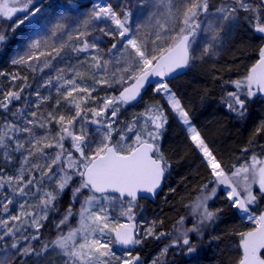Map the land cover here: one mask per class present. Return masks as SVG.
Wrapping results in <instances>:
<instances>
[{"label": "snow or ice", "instance_id": "1", "mask_svg": "<svg viewBox=\"0 0 264 264\" xmlns=\"http://www.w3.org/2000/svg\"><path fill=\"white\" fill-rule=\"evenodd\" d=\"M31 0H27L24 7L27 8ZM264 4V0H261ZM235 5L243 8L245 11L257 12L246 0H235ZM209 0H183L182 7L175 9L174 18L180 21L179 31L170 36H162L160 32L155 34V39L152 41L153 53H147V45L145 41L139 40L136 37L127 38L124 43V49H129L130 52L125 56L123 51L114 61L105 60L100 55L92 57V67L101 69L104 75L100 79H95L92 76L96 85L124 84L126 80H131L133 83L124 87L118 96H107L103 98L102 105L99 108L85 109L83 105L88 99L92 98V92L95 88L92 86H81L78 80L85 79V73L74 71V75L70 79H65L63 75H57V81H63L56 89L58 98L55 105L59 106L62 101L71 105L75 109L74 115L60 113L54 109L47 113L40 114V122L36 119H26L28 126L21 127L17 124L8 123L7 129L3 134H0V146L7 149L5 136L9 131H17L28 134L29 149L27 155L23 157V162L15 176H0V189L7 185L14 194L21 197L29 195V189L36 187L37 192L32 193L35 196L42 191L41 198L34 205L28 204L27 200L19 205V212L16 215L10 216L8 219L0 220V225L6 228L4 236H14L16 241L9 247L15 250L19 256H30L39 254L36 249L31 246H19V240L28 241L29 239L36 240L39 237V229L42 227V221L47 219V214L55 205L57 197L73 181V177L78 176L80 183L72 188V199L76 200L83 195L87 190L89 195L84 196L81 202L79 212V226L70 229L66 234L58 235L52 241L57 249H59L67 258L66 264H110V258L115 257L110 248V242L97 238V235L104 237L111 233L115 234V242L121 245H134L141 243V240L136 238L134 230L136 225L133 222L135 201L140 192L155 193L160 186L169 165L167 159L160 151L159 138L162 134L167 117L164 110L159 105H152L148 109V119L136 129L137 121L134 118L133 122L127 126V132L135 131V139L133 143L126 144V134L121 131L120 141L112 142V133L116 131L114 127L115 120H109L104 124L103 118L111 109V117H117L121 105H127L135 101L144 87L145 82L150 76L165 77L176 72L184 67H187L193 59L190 49V38L195 36L199 24L195 23L196 18L200 13L208 12ZM17 9L9 7L7 2L0 4V14L5 17H11ZM41 9L36 8L30 14L34 17ZM223 13L221 19L228 20L234 18L237 11L236 6H225L217 9ZM171 14V9H170ZM130 13L126 10L118 14L111 5L101 7L94 11L91 19L100 20L102 17H108L119 30L120 38L127 37L131 31L128 26ZM26 16L25 19H29ZM257 16V20H259ZM88 22H85L86 25ZM24 23V21H20ZM59 27V26H58ZM165 24H161L160 28L164 29ZM214 33L213 40L218 37V31L212 28ZM257 31L264 33V23H257ZM100 32L105 33V29L101 28ZM112 35L111 31L106 33ZM55 35V33H53ZM85 32H80L79 36H85ZM71 39V37H70ZM5 41V36L0 34V42ZM166 44L167 46H160ZM40 47V41H33L30 49L36 50ZM65 48L61 44L58 48L54 47L52 52L59 55ZM89 48L96 49V43H89L84 40L82 46L73 49L74 51H86ZM117 48V44L113 43L111 52ZM212 48L209 44L205 46L202 55H207ZM51 56L52 53L41 52L40 56ZM259 60L252 66L248 75L243 80L233 81L237 89L246 88L245 95L247 97L254 96L256 92L264 93V48L259 51ZM39 59V56L28 54L27 57L20 56L12 61L13 64H28L29 61ZM48 61L44 63V67H49ZM114 64V70L109 72V65ZM123 64V67L118 65ZM35 70V69H33ZM13 76L12 79H17ZM26 79V78H25ZM51 84L52 80L46 81ZM255 87L256 91H253ZM61 89H64L62 92ZM157 92H163L166 95L167 102L171 106L172 111L179 117L184 125H187V131L190 134V139L194 146L202 153L207 167L210 169L212 177H214L217 185H224L229 190L227 191V199L232 203V206L242 212H249V205L256 203L257 196L253 194L252 183H259V189L264 194V160L253 156L250 164L241 165L236 168L231 175L227 174L221 162L209 148L201 133L191 125L189 112L182 106L180 100L172 93L166 82L158 83L155 89ZM22 91V89H21ZM39 97V93H37ZM230 103L228 107L231 111L237 112L240 116L245 114V100L241 99L239 92L228 93ZM20 99V91H9L4 95L3 101H0V107L8 108V104L12 100ZM50 97H40V103L49 100ZM40 103L37 107H40ZM91 113V123L104 126L103 134L98 142H94L85 127L84 123H80L79 129L76 124L80 121H87L88 113ZM17 113H13L15 116ZM31 116L36 118L38 113L33 111ZM55 123L59 125V130L55 134H50L47 131L42 136L36 135L34 127L47 128L48 125ZM11 139V138H9ZM71 140V148L78 155H73V151L65 149V140ZM95 143V146L93 144ZM25 148V143L20 139L15 141V150L19 151ZM56 149L54 153H48L46 149ZM4 156L11 161V154L5 150ZM30 158L35 159V163H31L30 168H25V165L30 163ZM43 160L44 163H40ZM27 172V175H26ZM33 173H38V180ZM44 178L55 181V186L51 191L42 190L41 185ZM205 189L208 185L203 186ZM109 192L118 193L119 197L108 195ZM99 194V195H97ZM216 194V189L213 188L211 193L202 194L197 198L196 207L202 208V220L211 221L216 213L209 211L207 201ZM128 197V207L121 208L120 215L128 219V223L111 225L109 223V210L104 206V203H111L117 198L123 199ZM13 203L11 195L6 196L0 207L7 213L9 205ZM73 215L72 207L69 205L64 217L59 221L57 227L67 223L69 217ZM249 220H254L256 226L244 233L240 234V247L242 248V257L239 264H264V257H261L260 251L264 249V214L258 217L249 215ZM9 221L13 222L11 227H8ZM30 226L36 230V235L29 237L24 235L23 231H27ZM155 224L148 227L145 231V236L154 235ZM198 231L196 226L184 231L183 244L188 246L187 251L193 252L195 249L191 246L188 238V232ZM160 235H163L161 233ZM80 237V242H77V237ZM3 239V237H0ZM173 243H179L174 241ZM49 245L44 244L42 248L47 250ZM167 252V248L164 249ZM139 260V256H131L120 261V264H135ZM0 264H9L8 256L5 254L0 258ZM153 264H156L154 261Z\"/></svg>", "mask_w": 264, "mask_h": 264}, {"label": "trees", "instance_id": "2", "mask_svg": "<svg viewBox=\"0 0 264 264\" xmlns=\"http://www.w3.org/2000/svg\"><path fill=\"white\" fill-rule=\"evenodd\" d=\"M50 1L52 6L59 9H56L57 11H63L69 6L87 7L93 0ZM47 4L48 0L35 1L25 8L27 12H22L25 10L24 5L15 4L16 17L9 19V24L7 21L5 33L9 37L1 43L0 48V75L4 83L16 73L14 70L17 67L10 59V54L17 42L16 38L28 31L29 28L28 26H15L14 21L19 14L26 15L36 6ZM60 7H62L61 10ZM21 8L23 9L21 10ZM260 9H262L261 5ZM42 18L37 17L36 21ZM240 20L238 33L219 58L207 59L202 62L203 59L199 58L196 50L191 49L193 59L189 70L185 74L167 81L182 106L189 112L191 122L229 175L241 165L250 164L253 155L264 157V100L257 93L247 97L245 95L247 89L243 87L237 89L233 83V81L243 80L248 75L260 57V49L264 48V38L254 30L253 17L242 11ZM12 27L14 28L12 29ZM110 42L111 40L107 39V46L110 45ZM92 63V57L86 51H73L66 59H63L64 65L85 73V77L92 73ZM154 87L155 85L148 88L140 103L128 105V108L140 106L151 96ZM253 91H256L255 87ZM230 92H239L241 99L245 100L243 116L229 109L228 93ZM27 93L24 88L20 92L19 103V100H13L8 104L7 109L0 107V134L5 131V123L22 125L25 119L22 109L25 108ZM117 93L118 91H115V94ZM35 104L37 106L38 102ZM29 106L27 105V108ZM59 107H64V110L67 109L68 112L74 110L64 101ZM70 108L73 109L69 110ZM14 112L17 113L15 116H13ZM121 114L113 118L111 111L107 112L104 124L109 120H115V124H117L120 119L127 120L132 117ZM168 118L162 141V152L169 165L165 186L155 201L146 198L137 201L138 205L146 209V220L150 226L155 224V234L145 238L137 251L141 253L143 262H150L160 250L167 248L163 260L157 264H239L242 257L240 234L253 229L255 225L248 222L242 216L241 211L232 206V203L227 199V194L222 189L225 188L224 185H218L217 193L208 205L209 209L216 213V216L206 227L201 226V229L199 228L197 232L190 235L189 240L195 250L189 253L188 246L184 245L181 239L178 240L179 243H173L177 241L173 237L175 223L187 212L188 206L196 201L201 191H210L217 184L203 156L191 141L185 126L171 112ZM139 122L138 119L137 123ZM126 127L127 125L121 131H124ZM116 130L120 129L116 128ZM46 131L48 129L40 128L38 124L34 127V132L38 136L44 135ZM8 134L10 135L5 136L7 149L0 146V175L2 176L14 175V168L21 156L20 152L15 150L16 132L13 130ZM24 149L26 156L29 142ZM5 150L11 154V161L4 156ZM35 162V159L30 158L27 167L30 168L31 163ZM40 163L43 164V160ZM34 175L39 180V174L34 173ZM204 185H208V187L205 189ZM69 205L73 206V199L72 190L68 187L63 192L59 203L48 212L49 217L45 222L47 224H43L41 227L37 243L42 246L53 241L55 237L53 227L50 228L48 224H53L57 216L55 213H64ZM259 205L264 210V194L259 200ZM77 216V213H74L70 218L71 225H76ZM161 233L163 235H160ZM260 255L264 257V249L260 251ZM23 263L18 261L14 264Z\"/></svg>", "mask_w": 264, "mask_h": 264}, {"label": "rangeland", "instance_id": "3", "mask_svg": "<svg viewBox=\"0 0 264 264\" xmlns=\"http://www.w3.org/2000/svg\"><path fill=\"white\" fill-rule=\"evenodd\" d=\"M35 1H39V0H31V3L29 4L31 5ZM5 2H7L9 7H14L15 4H19V3L25 5V3H27V0H0V4H3ZM246 2L249 3L253 8L257 9L258 11L255 13L252 11H245L243 8H239L237 5H235V0H209L210 7L208 12L206 13L202 12L196 18L195 23L199 24V28L196 30L195 36L191 41V49L196 50L199 58L201 60L203 59L202 62L207 59L209 60V59L219 58L222 55V53L225 51L227 46L230 45V42L238 33L239 25L241 24L240 14L242 11L246 12L251 17H253L254 30L264 38V33H261L256 29L257 23H264V8L262 7L261 0H246ZM182 4H183V0H93L91 5L87 7H80L79 5L69 6V8H64L63 11L61 10L62 7H60L61 11H57L59 9L52 6L51 1L48 0L47 5H42V6L39 5L35 7V9L39 8L41 9V11L38 14H36L34 17H31L30 14L34 12L35 9L33 11H30L26 15L19 14L13 24H15V26H28L29 28L28 31L23 32L21 35L17 36L16 38L17 42L10 54L11 62L15 59H18L20 56L27 57L28 54L39 56V59L29 61L28 64H23V65L15 64L17 69H15L14 71L16 73L11 75L5 83L3 82V79L0 75V98H1L0 101H3L4 95L9 91L21 92V89L23 90V88H25L26 86L28 87V89L33 90L32 93L34 94L32 95L31 98L32 100L28 98L29 99L28 104L30 105V107L28 109L23 107L22 109L24 110L25 119L23 120L21 127L28 126L26 124V119H36L39 124L40 114L54 111V109L60 113L74 115L75 109L71 112H68L67 109L64 110V107H59V106L57 107L55 105V101L59 95L56 89L59 85L63 83V81H57L55 77L57 75H63L65 79H70L73 77L75 71L73 67H68L64 65L63 59H66L68 55L74 51L73 49L82 46L83 41L87 40L90 44L96 43L98 45V48L96 49L89 48L86 50V52H88L91 57H93L94 55H100L105 60L114 61L117 57L120 56L121 51H123L125 56L130 52L129 49H124L123 45L126 42V39L131 37H136L139 40L145 41L147 45V53L149 55H152L154 54L152 51L154 47L152 41L155 39V34L157 32H160L162 36H170L175 34V32L179 31V26H181L180 21L174 18V14H175V9L178 7H182ZM107 5H111L113 10L118 14L122 13V11L124 10L128 11L131 14L128 21V26L131 28V31L127 34V37L125 38L119 37L118 35L119 30L116 28V26L112 23L111 19L108 17H102L100 20H96V19L90 20V18L93 16L94 11L98 10L101 7H105ZM260 5L262 9H260ZM225 6L237 7V11L235 13L234 18H230L228 20L221 19L223 13L218 12L217 9ZM22 9L23 8H21V10ZM170 9H171V14H170ZM22 12H27V11L25 9ZM16 13L17 11L14 12L11 17H5L2 14H0V34H3L5 36V40L7 39V37H9V35L5 33L7 21L9 24L10 23L9 19L16 17ZM26 16H29L30 18L26 20L25 19ZM257 16H259L260 18L259 20H257ZM37 17H43V18L36 21ZM22 20L24 21V23H20V21ZM88 21L90 22L87 23L86 25L85 22ZM161 24H165L166 27L164 29H161L160 28ZM210 25L212 26V28H215L218 31V37L215 40H213L214 33L210 30L209 27ZM13 28L14 27H12V29ZM101 28L105 29V33L100 32ZM109 31H111L113 34L107 35L106 33ZM80 32H85L86 35L80 37L79 36ZM53 33H55V35H53ZM107 39L111 40L109 46H107ZM33 41H40L39 49L36 50L30 49V45ZM1 43L2 42H0V48H1ZM113 43L117 44V48L109 52L108 49L111 48ZM61 44H64L65 48L57 56L55 55V53L52 52V49L54 47L58 48ZM209 44L212 45V48L210 49L209 53L207 55H202L205 46ZM160 46L166 47L167 45L162 44ZM41 52L52 53V55L40 56ZM46 61L50 62L49 67L47 68L44 67V63ZM118 66L123 67V64ZM113 70H114V64H110L109 72ZM14 75L18 77L15 80L12 79ZM93 75L95 76V79H100L104 75V72L101 69L93 68L92 73L89 76L85 77L83 81L78 80V83H80L81 86H92L95 88V91L92 92V98L88 99L87 102L83 105L85 109L99 108V106L102 105L103 103V98L107 96H118L120 89L124 85L131 82V80H126L124 84H113L111 87H109L108 85H96L94 83V80L92 79ZM50 79L52 80V83L47 84L46 81ZM161 82H165V81L157 82L155 84L151 96L148 99H146V101H144L140 106L138 105L132 108H128V105L120 106V110L117 116H119V114L122 113L121 115L124 116L129 115L132 117L127 120L120 119L119 123L114 124V126H116L115 128H118L120 130H116L112 133L113 143L120 141L121 130L125 128V125L128 126L130 123L133 122L132 118H136V121L138 119L140 120V122L136 124V129H140L141 126L148 119L149 116L148 109L152 105H159L160 107L163 108L164 113L167 117V122L164 125L162 134L158 141L160 151L162 152V141L169 119L168 118L169 113L171 112L178 119L179 117L172 111L171 106L167 102L165 93L157 92L155 90L157 84ZM169 89L171 90L172 93H174V91L170 87ZM61 91L63 92L64 89H61ZM115 91H118V93L115 94ZM37 93H39V97L37 96ZM40 97H50V99L43 103H40ZM19 102L20 100L18 101V103ZM35 102L40 103V107H37ZM72 109L73 108H70L69 110ZM33 111L38 113V116L36 118H33L31 116V112ZM109 111H111V109H109L108 112ZM91 120H92V116L91 113L89 112L87 121L78 122L76 124V128L79 129L80 123H84L85 127L89 132L91 139L94 142H98L103 134L104 126L103 124L102 125L93 124L91 123ZM179 121L181 120L179 119ZM4 125H5L4 130H6L8 123H5ZM191 125L194 126L192 122ZM184 126L187 130L188 126L187 125ZM45 129H48L47 131L48 133L55 134L59 130V125L53 122L52 124L48 125L47 128ZM15 132L17 134L16 139H20L25 143V145L27 144V142H29L27 133L17 132V131ZM123 132L126 134V140L124 141V143L126 144L133 143L135 139V131L127 132V127H126V129ZM7 135L9 136L10 134ZM93 146H95V143L93 144ZM64 147L69 151H73V155H78L71 148L70 139L65 140ZM24 150L25 149L19 150L21 156L17 160L16 166L14 168L13 176L17 175L18 170L23 162V157L25 156ZM46 151L51 154L54 153L56 149L54 148L46 149ZM200 154L202 155V153ZM256 157L258 159L264 160V157L262 158L259 156ZM25 168L27 169L29 167L25 165ZM79 183H80V179H78V176H75L73 177V181L71 182L69 188L72 190V188L76 187ZM54 186H55L54 180L44 178L43 183L40 187L42 190L46 189L48 191H51L54 188ZM213 188L216 189V193H217L218 185L214 186ZM212 189L210 191H201L200 194L197 196V198L200 197L202 194L211 193ZM222 189L227 194V191L229 189L226 186L225 188L223 187ZM28 191H29L28 196L21 197L19 195L14 194L7 185H5L4 188L0 189V195H1L0 205L3 204L6 196L11 195L13 198V203L9 205V211L7 213H5L2 210V207H0V220L8 219L10 216L18 214L20 210L19 205L23 203L24 200H27L28 204L30 205L36 204V202L41 198L42 191L37 193L35 196H33L32 193L37 192L36 187L33 186ZM252 191L253 194L257 196L256 203L249 205L248 213L241 211V214L248 222L256 226L255 221L249 220L248 217L249 215L258 217L259 215L264 214V210H262L261 206L259 205V200L261 199L263 194L260 192L259 189L258 178H257V182L252 183ZM63 192L58 195L54 207L59 203ZM87 195H89V192L85 190L82 196H80L76 200H73L72 213L73 215L74 213H77L78 215L77 216L78 221L75 226L70 224V218L73 216L72 215L71 217H69L67 223L60 225L58 228L57 225L59 224V221L64 217L66 211L62 213L61 216L60 215L58 216V213H55V215L57 216L55 217L53 224L52 223L48 224L50 228L53 227V232L55 235L53 240H55L58 235L66 234L70 229L77 228L79 226V219H80L79 212L81 208V202L84 196ZM214 197L215 195L212 196L211 199H213ZM197 198L195 202H192L188 206L187 212L173 226V231H174L173 237L177 239V241L179 239H181V242L183 241L182 233L184 231L192 228L193 226H196L198 229L199 228L201 229V226L204 228L211 222V221L201 222L202 220L201 214L203 212V209L196 207ZM211 199L207 201V208L209 211H211L208 207ZM102 203H104V206L108 207L110 226L129 222L127 217L120 215L121 208L128 207L127 200H121L117 198L115 201L111 203H106L103 202L102 199ZM50 210L48 212H50ZM133 212L135 214L133 222L135 223L138 229L136 238L141 240V243L135 245V250H138L142 246L144 239L148 237L145 236V231L148 227H150V224L146 220L147 217L146 209L138 205V202H135ZM48 217H49V213L47 214V219ZM47 219L42 221V226L43 224H47L45 223ZM12 223L13 222L9 221L8 227H11ZM40 229H39V234L41 232ZM5 231L6 228L3 225H0V237H3V239H0V258H3L5 254H7L9 264H14L18 261L20 263L24 262L23 264H66L68 258L59 249H57L54 245H52V242L48 243L47 245H49V247L47 248V250H44L42 248L43 245L41 246L39 243H37L36 241L37 239L36 240L29 239L28 241H24L21 239L19 240V246L20 247L31 246L32 248L36 249V251L39 253L38 255L37 254H32L30 256L17 255L15 253V250L9 247L13 242L16 241V238L11 235L4 236ZM21 231L23 232L24 235H28L29 237L36 235V230L30 226L27 227V231H23V230ZM195 232L197 231L188 232V238H190L191 233H195ZM97 238L101 239L102 242L104 241L110 242V248L112 253H114L115 257L119 258V259L110 258V264H120V261L126 259L129 253L131 254V256H133L134 253L133 251L126 250L121 244L115 242L114 233H111L104 237H100L99 235H97ZM77 242H80L79 236L77 237ZM39 246L41 247L39 248ZM165 254L166 253L164 252V249H162L160 250L159 253H157V255H155L153 259H151L150 262H143L142 264H153L154 261L157 264L159 261L161 262V260H163Z\"/></svg>", "mask_w": 264, "mask_h": 264}, {"label": "water", "instance_id": "4", "mask_svg": "<svg viewBox=\"0 0 264 264\" xmlns=\"http://www.w3.org/2000/svg\"><path fill=\"white\" fill-rule=\"evenodd\" d=\"M262 7L264 8V4H262ZM192 38H190V42H191ZM190 53H191V50H190ZM259 58L256 60L255 64L257 63V61L259 60ZM190 63H189V65L187 67H184V68H182L180 70H177L176 72L171 73V74H169V75H167L165 77L150 76L149 77V80L145 82L144 87L141 89L140 94L137 97V99L135 101L130 102L128 105H135V104L140 103L142 101L143 97H144L145 92L148 90V88H150L151 86H153L156 82H158V81H170L172 79H175L178 76H181V75L185 74L189 70V68H190ZM132 83H133V81H131L130 83H128L124 87L130 86ZM123 88L120 91H122ZM256 93L264 100V93H261V92H258V91ZM167 176H168V172L166 171L165 172V175H164V177H163V179L161 181V184L156 189L155 193L140 192L137 195L136 201L139 200V199H141V198H146V199H149L151 201H155L156 198H157V196L160 194V192L163 190V188L165 186ZM97 195H99V194H97ZM108 195H115V196H118L119 197V194L118 193L109 192ZM123 199H127L128 200L129 198L125 196ZM134 232H135V235H136L137 228L134 230ZM122 246L126 250H132L135 247V244L134 245H122ZM133 256H139V260L136 261L135 264H141L143 262V257H142V255H141L140 252H135Z\"/></svg>", "mask_w": 264, "mask_h": 264}, {"label": "bare ground", "instance_id": "5", "mask_svg": "<svg viewBox=\"0 0 264 264\" xmlns=\"http://www.w3.org/2000/svg\"><path fill=\"white\" fill-rule=\"evenodd\" d=\"M24 89V88H23ZM25 89L27 90V94L25 95L26 97H27V99L25 100V108H27V105H29L28 104V101H29V99H31L32 98V95L34 94V93H32L33 92V90L32 89H28V87L26 86L25 87ZM29 98V99H28ZM32 100V99H31ZM30 107V106H29ZM28 109V108H27ZM59 214V213H58ZM59 215H62V213H60Z\"/></svg>", "mask_w": 264, "mask_h": 264}]
</instances>
